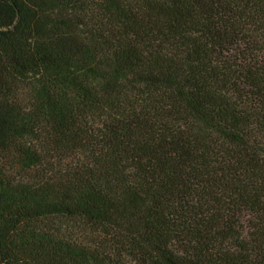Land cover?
<instances>
[{
    "label": "trees",
    "instance_id": "16d2710c",
    "mask_svg": "<svg viewBox=\"0 0 264 264\" xmlns=\"http://www.w3.org/2000/svg\"><path fill=\"white\" fill-rule=\"evenodd\" d=\"M0 264H264V0H0Z\"/></svg>",
    "mask_w": 264,
    "mask_h": 264
}]
</instances>
